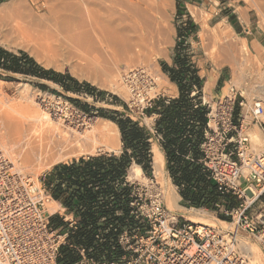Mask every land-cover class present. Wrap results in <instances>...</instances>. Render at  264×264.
I'll list each match as a JSON object with an SVG mask.
<instances>
[{"label":"rangeland","instance_id":"obj_1","mask_svg":"<svg viewBox=\"0 0 264 264\" xmlns=\"http://www.w3.org/2000/svg\"><path fill=\"white\" fill-rule=\"evenodd\" d=\"M12 1L0 0V9ZM148 1L147 7L152 9L147 8V11L144 12L142 5L144 2L146 4L147 0H144V2L140 0V3L139 0H22L28 10L36 11L39 14H44L47 10H53L71 15V10H74V8L79 6L85 8L86 6L92 10L98 20L104 21L106 18H109L115 23L118 20L116 16L120 17V14H122V18L120 17L119 20H122L120 23L123 25V32L126 33H123L126 36L124 37L125 43L127 42V46L131 45V43L138 45L137 49L134 48L132 51H138L139 48V52L141 51L143 53H139L134 66L142 68V71L145 72L149 79L148 83H136L135 86H137L134 88L132 84L125 82L126 80L122 79L120 83V80L118 81L116 77L117 73L111 72V70H105V74H103L104 72L96 74V72L92 73L93 71L84 72V70L78 71V69L72 71L70 66L56 67V64H49L45 58H42V56L39 57L38 53L36 54L37 56H34L28 50L19 48L12 43L0 39V46L5 50L14 54L24 52L43 69L67 74L79 84L93 87L96 91L91 97L85 94L76 95L65 93L52 83L37 81L31 78L24 79L15 77L16 80L14 81L0 79V98L3 99V104L9 106L15 103L29 106L34 102V108H37L35 104L44 99L53 105L60 104L61 112L63 113V115L60 113L62 118L64 113H69L76 119L94 121L98 118V113H103L115 118L120 116L129 117L141 127L150 128L152 127L153 120L143 113L144 109L148 106V102L159 97L172 99L177 97L178 94L175 90L173 91V84L170 83L168 77L161 72L162 63L169 64L172 62L175 47L178 43L181 47L180 49L183 51V57L186 58L188 65L196 71L197 76L202 82L201 97L203 103L210 104L215 99L226 95L228 86L231 83L240 90L242 96L248 101L263 94V92H258V87L264 86V0H191L192 2H188L187 5L182 4V0ZM133 3L138 5V7L140 6L141 11L143 10V14H140L141 16L136 14ZM110 7L111 9H109ZM103 11H106V14ZM184 27H189L190 32L185 39L180 40V44L178 42V32L179 29ZM219 31L228 32L229 37L227 39L235 45L233 46L236 50V52L234 50V53L236 58H238L235 65L230 64L223 52L219 50L220 45L218 44L220 38L216 37ZM202 34L205 35L203 36ZM146 42L150 44L148 45ZM241 45H245L247 50L246 56H242L243 58L239 52ZM123 59L121 58V60ZM124 70L127 71L130 69L126 68L125 62H121L119 71L124 72ZM80 76L82 78H79ZM2 77L5 76L2 75ZM36 85H44L47 91L40 90ZM254 88H257V90H254L253 93L251 91ZM70 100L75 101L77 104H74ZM80 107L89 109L90 115H86ZM6 131L3 126H0V147H4L11 162H14L13 164L18 169H21L25 176L38 184L53 166L48 170L41 171L37 167L36 162H32V167L24 168V162L21 160L25 156L24 146L21 145L24 143H16L14 141L16 144H13V141L4 135ZM249 133L253 143H256L254 140L255 136L261 139L256 128L251 129ZM120 148L121 141L119 138L117 147L114 150L101 148L96 150L93 155L103 151H119ZM151 151V174L149 176L142 174L140 179L132 181L139 185H147L148 180H152L156 188H160L163 203L168 210L182 218L190 221L188 219L190 215L198 214V216L213 222L216 228H226V225L223 224L225 221H221L217 217L218 214H221L218 209L207 210L203 207L187 208L183 206V200L179 195V190L172 183L168 175L165 161L160 175L161 177L155 171L153 158L159 154L156 144H153ZM81 156H88V154ZM81 156L69 158L64 162L80 158ZM36 170L40 171L38 172ZM131 170L132 168L130 169V173ZM169 196L171 198L174 197L173 199H175V203L179 209H169ZM46 204L47 200L44 203V208ZM44 211L46 215L53 214L47 212L45 209ZM258 211L264 212V198L251 208V212ZM245 237V235L241 236L240 246L243 247L245 244L248 246L249 251H252L251 255L247 254L248 261L250 262L251 260V264H264L262 249L253 241L244 239Z\"/></svg>","mask_w":264,"mask_h":264},{"label":"built area","instance_id":"obj_2","mask_svg":"<svg viewBox=\"0 0 264 264\" xmlns=\"http://www.w3.org/2000/svg\"><path fill=\"white\" fill-rule=\"evenodd\" d=\"M204 104L209 110L200 147L204 171L221 196L238 204L230 209L221 200L215 206L229 218L226 228L195 224L168 210L160 188L148 180L129 185L134 225L110 243L109 256L104 247H76L67 234L52 229L41 182L34 183L0 153V264H58L61 246L77 253L73 264H249L242 235L264 255V212H251L264 198V144L256 146L249 133L256 128L264 142V94L248 101L231 83L226 95ZM96 239L101 242L100 235Z\"/></svg>","mask_w":264,"mask_h":264},{"label":"trees","instance_id":"obj_3","mask_svg":"<svg viewBox=\"0 0 264 264\" xmlns=\"http://www.w3.org/2000/svg\"><path fill=\"white\" fill-rule=\"evenodd\" d=\"M189 32V27L179 29L178 42L185 39ZM180 48L178 43L172 66L161 64L162 73L177 88V97L154 99L143 113L147 117H155L153 134L164 155L168 175L179 190L183 206L215 210V206L224 200L228 203L227 208L231 209L236 206L235 198L220 195L201 162L200 147L208 131L209 110L202 101V82L196 71L188 65ZM15 77L52 83L65 93L92 97L96 92L93 87L81 85L67 74L43 69L24 52L14 54L0 46V79L14 81ZM36 87L47 91L44 85ZM80 109L90 115L86 107ZM97 117L117 126L122 145L120 156H89L73 160L67 165L59 164L53 166L40 181L54 201H60L69 213H73L74 224L67 240L85 249L93 247L99 250L104 247L109 256L110 243L120 233L125 220H130L129 203L132 201L133 188L125 180L126 172L134 164L146 176L151 174L149 139L152 136L129 117L115 118L103 113H98ZM217 217L229 222V218L222 214ZM58 219L50 218V225L54 227ZM97 235L101 236V242L96 239ZM64 247L59 248V253L60 249H64L62 259L78 258ZM57 263L60 264V261L57 260Z\"/></svg>","mask_w":264,"mask_h":264},{"label":"bare ground","instance_id":"obj_4","mask_svg":"<svg viewBox=\"0 0 264 264\" xmlns=\"http://www.w3.org/2000/svg\"><path fill=\"white\" fill-rule=\"evenodd\" d=\"M148 2L147 0L146 4L144 2L142 5L144 12L149 8L147 7ZM135 4L133 3L136 14H143L140 6L138 7ZM144 5L145 7H143ZM71 11V15L53 10H47L44 14H39L36 11L28 10L22 0H13L0 9V39L12 43L19 48L26 49L33 53L34 56L38 53L39 57L45 58L49 64H56V67L70 66L72 71L78 69V71L84 70V72L93 71L92 73L96 72V74H99V72L103 73L108 69L107 71L111 70V72L117 73L116 77L118 81L120 80V83L122 79L133 86L139 82L140 84L142 82L148 83L149 78L142 71V68L134 66L141 51L139 52V48L138 51L132 50L134 48L137 49L138 45L133 43L134 46H132L133 44L128 41L131 45L127 46V42L125 43L124 41V37H126L124 34L126 33L123 32V25L120 23L122 20H119L120 17L122 18V14L119 13L120 17L116 16L118 20L115 23L109 18H104V21L98 20L92 10L86 6L85 8L79 6ZM104 13L106 14V11ZM202 35L204 36L205 34ZM216 37L220 38L218 44L220 45L219 50L223 52L230 64L235 65L238 58H236L234 53L235 49L233 46L235 45L227 39L229 37L228 32L219 31ZM142 41L145 40L143 39ZM144 47L146 46L144 45ZM144 47L143 49L145 50ZM239 49L241 57L246 56L247 50L245 45H241ZM123 57L126 58L123 59ZM121 62H125L126 68L130 70L120 72L119 67ZM79 78H82V76ZM172 88L177 93L174 85ZM251 88L253 87L251 86ZM258 88V92H263L264 94V86ZM254 90L256 91L257 88L252 89L251 92ZM35 105L37 108H34V102L29 106L15 103L7 106L3 104V99L0 98V126H3L7 130L4 135L11 139L13 144L15 142L24 143L21 145L24 146L25 156L23 159L20 157L23 160L22 162H24V168L32 167L33 164L31 163L36 162L37 167L41 171L48 170L55 164L64 162L69 158L84 154L93 155L96 150L101 148L114 150L117 147L120 134L114 123L98 118L94 121L76 119L69 113H64L62 118L61 114L63 115V113L61 112L60 104L53 105L44 99L38 101ZM254 140L256 146L264 144L256 136ZM0 153L9 158L4 147H0ZM158 153V156L153 158V164L157 175L160 176L164 165V158L161 152L158 151ZM19 170L21 171V169ZM31 172L29 173L31 174ZM141 177L142 171L140 167L134 165L129 179L138 180ZM173 198L170 196L168 198L169 209L171 210L178 208ZM56 208H58L56 203L47 200L46 207L44 208L47 212L53 213ZM188 219L195 224L212 228L216 227L213 222L198 216V214L190 215ZM242 249L245 253L251 255L252 251H249L248 246L245 244ZM249 264H251V260Z\"/></svg>","mask_w":264,"mask_h":264},{"label":"crops","instance_id":"obj_5","mask_svg":"<svg viewBox=\"0 0 264 264\" xmlns=\"http://www.w3.org/2000/svg\"><path fill=\"white\" fill-rule=\"evenodd\" d=\"M188 2H192L191 0H182V4H184V5H187V3ZM168 66H172V62L171 63H166ZM162 72V71H161ZM176 87V86H175ZM175 98V97H174ZM150 119H152L153 121H152V127H150V128H145V130L146 131H148L149 132V134L152 136L150 139H149V143H150V146H151V150H152V147H153V144H156V146H157V149H158V151L159 152H161V148H160V146H159V144H158V140L154 137V131H153V128H154V121H155V117H149ZM154 142V143H153ZM152 152V151H151ZM122 153V145H121V148L119 149V151H108V152H106V151H103V152H99V153H97V154H95V155H88V156H81L80 158H87V157H89V156H91V157H94V156H101V155H105V156H116V157H118V156H120V154ZM162 153V152H161ZM162 155H163V153H162ZM164 156V155H163ZM79 158H75V159H72V160H69V161H67V162H60V163H58V164H56V165H59V164H69V163H71L73 160H75V161H77ZM164 161H165V158H164ZM56 165H54V166H56ZM134 166V164H132L131 166H130V168H129V170L126 172V177H125V180H126V182L128 183V185H134V184H137V183H135L134 181H132V180H129V177H128V175H129V173H130V169L132 168ZM141 169V168H140ZM51 170V169H50ZM50 170L45 174V176L50 172ZM141 171H142V169H141ZM142 174H144L143 173V171H142ZM44 176V177H45ZM44 179V178H43ZM41 182V181H40ZM45 191V190H44ZM45 193H46V195L49 197V200H51V201H53L54 203H56L57 204V206H58V209L56 210V212L55 213H53V214H49V215H47L48 216V218H49V221H50V218H52V217H58L59 219L58 220H56L55 221V225H54V227H52V229L56 232V233H58V234H60V235H64V234H67V237H68V233H70L69 231H71V228H72V226H73V224H74V222H73V213H69L67 210H66V208L61 204V202L60 201H54L52 198H51V196H50V194L48 193V192H46L45 191ZM228 204V203H227ZM237 203H236V206H234V208L235 207H237ZM134 225V222H133V220H131V218H130V220L128 221V220H125V222H124V226L123 227H121L120 228V232L121 231H123L125 228H130V227H132ZM68 243L69 244H74V243H72V241L71 240H68ZM66 250H68V251H70L72 254H74V256H75V254L77 255V253L73 250V249H70L69 247H64ZM64 251V249L62 248V249H60V253H59V261H60V264H70V263H74L75 261H77V259H62V257H63V254H62V252ZM106 261H110V260H112V259H105Z\"/></svg>","mask_w":264,"mask_h":264}]
</instances>
